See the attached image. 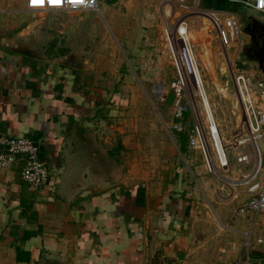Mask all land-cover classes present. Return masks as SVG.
<instances>
[{"label": "crops", "instance_id": "1", "mask_svg": "<svg viewBox=\"0 0 264 264\" xmlns=\"http://www.w3.org/2000/svg\"><path fill=\"white\" fill-rule=\"evenodd\" d=\"M12 1L0 0V13L13 14ZM18 1L23 22L26 3ZM146 1L156 3L163 26L169 9L162 10L159 0ZM190 2L204 7V0ZM239 6L217 11L234 13L240 20ZM96 12L102 13L100 3ZM192 26L194 31V22ZM63 28L58 32L68 46ZM244 36L247 44L249 37ZM246 67L259 72L256 66ZM81 71L68 65V55L48 60L0 46V139L29 136L41 141L51 175L46 187L33 192L21 178V162L0 170V264H264V216L240 211L248 200L245 194L219 206L208 196L209 211L200 215L178 172L170 178L173 186L149 175L133 187L75 198L86 179L96 177L92 158L103 152L102 141L87 133L99 101L79 89ZM87 144L96 154L78 158L74 149Z\"/></svg>", "mask_w": 264, "mask_h": 264}, {"label": "rangeland", "instance_id": "2", "mask_svg": "<svg viewBox=\"0 0 264 264\" xmlns=\"http://www.w3.org/2000/svg\"><path fill=\"white\" fill-rule=\"evenodd\" d=\"M147 2L99 0L102 13L25 10L27 17L19 22L21 2L13 0V14L0 13V46L6 52L48 60L68 55V65L83 70L78 78L79 89L99 101L98 112L89 117L94 124L87 133L102 141L99 147L103 152L96 159L90 144L78 146L74 152L82 159L96 154L92 158L96 178L104 175L111 189L133 187L149 175L172 185L170 178L179 172L182 189L191 200L196 199L202 215L209 211L211 200L217 206L231 201L225 202L213 192L201 159L188 147L185 132L174 128L178 123L173 116L174 106L185 99L180 96L156 3ZM196 21L191 32L196 56L210 100L218 117L225 120L232 109V85L227 92L225 80H221L224 55L219 43L205 36V23ZM32 23L38 24V32L26 31L27 24ZM65 25L68 46L67 38L58 32ZM157 85L165 88V100L155 99ZM182 123L184 131L191 129V114H186Z\"/></svg>", "mask_w": 264, "mask_h": 264}, {"label": "built area", "instance_id": "3", "mask_svg": "<svg viewBox=\"0 0 264 264\" xmlns=\"http://www.w3.org/2000/svg\"><path fill=\"white\" fill-rule=\"evenodd\" d=\"M169 9L163 21L165 45L175 70L180 96L173 109L174 128L186 134L188 147L201 159L203 171L225 202L245 194L248 200L240 211L264 216V78L249 67H240L246 44L242 24L236 14L208 9L190 0H159ZM264 15V0H231ZM28 12L99 11V0H25ZM207 26L205 36L217 40L224 55L221 68L225 91L232 85L229 120L218 117L210 100L207 82L199 63L191 32L193 21ZM234 51L231 57L232 51ZM165 88L157 85L154 97L165 100ZM191 114L193 125L185 130L182 121ZM228 122V123H227ZM43 143L29 136L0 139V170L21 162V178L33 192L46 187L50 167L43 159ZM226 196H223V193ZM261 242V240H259ZM161 264H170L162 261Z\"/></svg>", "mask_w": 264, "mask_h": 264}, {"label": "water", "instance_id": "4", "mask_svg": "<svg viewBox=\"0 0 264 264\" xmlns=\"http://www.w3.org/2000/svg\"><path fill=\"white\" fill-rule=\"evenodd\" d=\"M238 14L243 26V33L249 37V41L244 45L241 53L242 63L248 66H256L264 78V16L257 10L247 6L240 8ZM34 27L35 25L33 23L29 24L26 27V31H33ZM102 177L105 176L101 175V178L88 177L86 182L83 183L84 185L76 192L75 198L84 199L109 190L111 185ZM149 234L150 236L152 235L150 229ZM152 242L153 240L148 244V261L151 255L150 252L152 251Z\"/></svg>", "mask_w": 264, "mask_h": 264}, {"label": "trees", "instance_id": "5", "mask_svg": "<svg viewBox=\"0 0 264 264\" xmlns=\"http://www.w3.org/2000/svg\"><path fill=\"white\" fill-rule=\"evenodd\" d=\"M239 6L237 3L230 2L228 0H204V7L208 9H229L236 10Z\"/></svg>", "mask_w": 264, "mask_h": 264}, {"label": "snow or ice", "instance_id": "6", "mask_svg": "<svg viewBox=\"0 0 264 264\" xmlns=\"http://www.w3.org/2000/svg\"><path fill=\"white\" fill-rule=\"evenodd\" d=\"M34 2H35V0H34Z\"/></svg>", "mask_w": 264, "mask_h": 264}, {"label": "flooded vegetation", "instance_id": "7", "mask_svg": "<svg viewBox=\"0 0 264 264\" xmlns=\"http://www.w3.org/2000/svg\"><path fill=\"white\" fill-rule=\"evenodd\" d=\"M2 32V31H1Z\"/></svg>", "mask_w": 264, "mask_h": 264}]
</instances>
